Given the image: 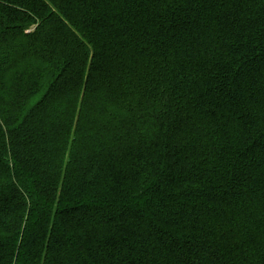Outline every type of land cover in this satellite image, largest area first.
Returning a JSON list of instances; mask_svg holds the SVG:
<instances>
[{
    "label": "trees",
    "instance_id": "trees-1",
    "mask_svg": "<svg viewBox=\"0 0 264 264\" xmlns=\"http://www.w3.org/2000/svg\"><path fill=\"white\" fill-rule=\"evenodd\" d=\"M0 264H264V0H0Z\"/></svg>",
    "mask_w": 264,
    "mask_h": 264
}]
</instances>
